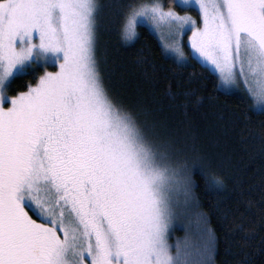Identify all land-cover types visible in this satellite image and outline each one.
I'll list each match as a JSON object with an SVG mask.
<instances>
[{
    "label": "snow or ice",
    "instance_id": "6c2138e0",
    "mask_svg": "<svg viewBox=\"0 0 264 264\" xmlns=\"http://www.w3.org/2000/svg\"><path fill=\"white\" fill-rule=\"evenodd\" d=\"M128 0L120 34L162 33L169 58L192 59L218 88L243 86L264 110V0ZM98 0H0V264H215L216 236L194 213L199 242L170 243L173 222L199 208L193 171L108 92L97 59ZM166 37V38H165ZM56 71H48L49 62ZM44 68L26 91L14 80Z\"/></svg>",
    "mask_w": 264,
    "mask_h": 264
},
{
    "label": "trees",
    "instance_id": "16d2710c",
    "mask_svg": "<svg viewBox=\"0 0 264 264\" xmlns=\"http://www.w3.org/2000/svg\"><path fill=\"white\" fill-rule=\"evenodd\" d=\"M98 1L97 59L109 94L182 158L223 178L222 188L209 191L201 175L192 176L199 204L190 208L192 222H198L196 212L207 216L217 238L215 264H264V111L246 94L218 88L217 77L192 57L188 64L169 58L146 26H138L137 38L127 43L117 9L128 0ZM164 2L199 19L174 0ZM42 73L14 80L10 94L26 91ZM195 226L190 228L199 234ZM180 235L183 230L175 227L170 243Z\"/></svg>",
    "mask_w": 264,
    "mask_h": 264
},
{
    "label": "rangeland",
    "instance_id": "374dc122",
    "mask_svg": "<svg viewBox=\"0 0 264 264\" xmlns=\"http://www.w3.org/2000/svg\"><path fill=\"white\" fill-rule=\"evenodd\" d=\"M98 3H99V1H98ZM140 25H143V26H146L147 28H149V30L158 37V39H159V41H160V43H161V45L163 47L164 40L161 38L162 35H163L162 33L157 32L156 30H154V28L151 25H149L147 23L138 24L137 25V28ZM188 35H190V33ZM188 35H185L183 37V39H182V46H183V51H184V55H185V62H179V63H182V64H188L190 62V57L193 56V51H192V49L190 47V44H189V41H188ZM136 38H137V36L135 37V39ZM135 39H133L131 41H126V42L127 43H131ZM187 48L189 50V54H187V52H186V49ZM163 49H164V47H163ZM164 51H165V49H164ZM96 55H97V52H96ZM39 69H43V71H44V68L43 67L37 66V70L36 71H38ZM47 70L48 71H56L57 68L55 67L54 63L50 61L49 64H48V66H47ZM222 90H224V89H222ZM224 91H227V92H239V93H242V94H246L248 96V94L244 91L243 86H240L238 89L224 90ZM254 108L257 109V110H259V111H264V110H260L256 106H254ZM192 219H193V217L190 214V208H189L186 212H184L183 214H181L173 222V226H172V229H171V235H170L171 237L173 235V231H174V228L175 227H178V228H180V229L183 230V235H180V236L176 237L175 242L173 244H175L177 242H179L181 244H184L186 242L189 245H196V244H198V242H199V236H197V235H199V234L194 233V231H192V229L190 228V226H192L193 224L196 225L194 228H197L198 222H192Z\"/></svg>",
    "mask_w": 264,
    "mask_h": 264
}]
</instances>
